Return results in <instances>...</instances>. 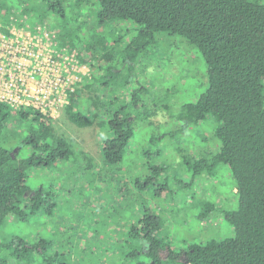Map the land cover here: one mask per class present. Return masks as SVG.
<instances>
[{"label": "trees", "instance_id": "1", "mask_svg": "<svg viewBox=\"0 0 264 264\" xmlns=\"http://www.w3.org/2000/svg\"><path fill=\"white\" fill-rule=\"evenodd\" d=\"M25 17L34 32L48 29L62 52L75 53L82 63L91 65L82 85L69 92L63 111L79 128L107 129L103 161L116 168L107 183H115L121 202L127 182L116 181L126 171L121 164L130 140L140 124L154 121L163 110L147 102L156 98L138 81L137 63H145L149 49L161 44L160 33L167 46L172 40L179 42L173 47L188 43L200 49L209 85L196 101L180 107L174 135L203 123L209 115L219 122L218 141L208 150H195L200 154L188 156L185 167L194 178L203 173L213 176L221 165L230 170L237 207L222 211L210 203L200 216L221 214L233 225L235 235L190 244L188 250L177 252L158 238L162 220L146 209L128 232L132 245L128 255L148 256V261L131 264H167L166 260L264 264V0H0L1 30L10 33L12 23L20 24ZM120 20L136 28L123 27L128 33L117 35L110 29L116 30ZM134 30L136 34L129 37ZM167 135L152 137L151 142ZM176 152L180 155L183 150L179 147ZM60 161L77 163L78 174L95 175L92 157L74 150L58 133L53 116L33 106L0 102V227L40 211L50 213L52 192L42 185L35 188L30 181L35 170L47 167L63 178L67 171L59 167ZM167 164H155L151 178L167 170ZM29 244L21 240L17 245L15 239L0 243V251L6 253L0 256V264H35L37 257L41 262L36 264H67L58 252L48 256L39 243Z\"/></svg>", "mask_w": 264, "mask_h": 264}, {"label": "rangeland", "instance_id": "2", "mask_svg": "<svg viewBox=\"0 0 264 264\" xmlns=\"http://www.w3.org/2000/svg\"><path fill=\"white\" fill-rule=\"evenodd\" d=\"M115 25L116 30L111 26L110 30L117 35L128 33L123 27L136 28L134 23L126 20L117 21ZM135 34L136 30L131 31L129 37ZM163 35L160 33L158 37L161 39ZM160 39L158 47L149 49L146 62L137 63L135 74L139 82L149 87V96L156 98L147 100L150 107L160 106L163 110L153 119L154 123L140 124L130 140L121 164L126 171L116 181L127 182L123 202L120 201L122 195H116L113 188L115 183H107L116 171L115 166H107L103 161L102 145L108 137L107 129L97 126L79 128L62 110L54 117L58 133L72 143L76 152L92 157L95 175L90 172L78 174L77 163L64 161L58 163L67 171L63 178L50 167L35 170L30 184L35 188L42 185L52 192L49 195L52 200L48 206L50 213L40 211L26 220H14L0 227V243L4 245L14 239L17 245L21 240L39 243L48 256L58 252L60 259L67 264L148 261L145 253L136 258L128 255L132 248L128 232L132 225L138 224L146 209L162 220L158 238L177 252L188 250L190 244L235 235L233 225L221 214L216 218L213 214L200 216L210 203L222 211L237 207L238 195L233 191L234 179L230 170L221 165L213 176L203 173L194 178L193 171L185 167L188 156L193 158L200 154L195 150H208L213 142L218 141L216 129L219 122L209 115L203 123L174 135L180 107L196 101L209 85L207 64L197 47L188 43L173 47L179 42L172 40L167 46L165 38ZM205 77L207 81H204ZM165 134H168L166 138L151 142L152 137ZM179 147L183 153L177 155ZM159 149L161 151L157 153ZM164 162L169 163V168L158 171L159 175L151 178L155 164H166ZM95 184L101 187L94 188ZM5 255L1 250L0 256ZM34 262H41V258H35ZM166 263L176 264V261L166 260Z\"/></svg>", "mask_w": 264, "mask_h": 264}, {"label": "built area", "instance_id": "3", "mask_svg": "<svg viewBox=\"0 0 264 264\" xmlns=\"http://www.w3.org/2000/svg\"><path fill=\"white\" fill-rule=\"evenodd\" d=\"M28 19L12 23L10 33L0 23V102L33 106L55 117L91 67L75 53L62 52L48 29L34 32Z\"/></svg>", "mask_w": 264, "mask_h": 264}]
</instances>
